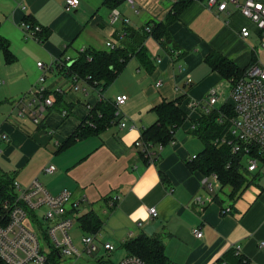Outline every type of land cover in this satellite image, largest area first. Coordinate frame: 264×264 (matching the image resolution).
<instances>
[{"label": "crops", "instance_id": "obj_1", "mask_svg": "<svg viewBox=\"0 0 264 264\" xmlns=\"http://www.w3.org/2000/svg\"><path fill=\"white\" fill-rule=\"evenodd\" d=\"M132 1L79 0L66 10L64 0H0V38L7 44V52L0 51V134L8 137L0 140V180L6 175L25 187L36 178L51 194L65 188L79 200L77 228L72 225L70 234L79 247L81 236L91 234L97 249L76 260L68 257L67 264H113L129 253L126 242L142 234L156 237L172 264H214L234 246L246 264H264V175L251 173L231 199L219 181L209 189L204 178L210 173L190 167L192 155L204 147L191 127L209 113L207 94L216 89L218 105L228 99L230 87L206 57L220 53L242 70L264 61L256 51L260 35L254 23L231 0L224 9L191 0L176 20L153 34L146 26L164 23L178 0ZM22 21L40 26L38 39L25 36ZM243 26L247 36L240 32ZM106 41L121 46L127 57L103 90L89 76L57 64H72L84 49L109 51ZM40 75L43 93L53 103L35 123L28 109L18 110ZM119 94L127 96L119 105L121 116L96 133L66 142L96 103L114 101ZM163 101H180L186 117L170 142L151 145L155 158L148 161L136 141L157 120L154 107ZM121 117L125 126L119 124ZM48 163L55 165L53 173L43 171ZM226 206L230 209L223 212ZM150 207L156 208L154 218ZM88 212L100 219L93 232L78 220ZM156 220L148 234L144 227ZM103 242L112 250H105Z\"/></svg>", "mask_w": 264, "mask_h": 264}, {"label": "built area", "instance_id": "obj_2", "mask_svg": "<svg viewBox=\"0 0 264 264\" xmlns=\"http://www.w3.org/2000/svg\"><path fill=\"white\" fill-rule=\"evenodd\" d=\"M236 2L241 13L249 18L255 25L260 35V45L264 50V2L260 0H243ZM132 3V0H128ZM79 3V0H64V8L72 10ZM208 7L216 5L218 9H224L226 0H206ZM259 5V7H257ZM115 16L114 18H116ZM26 37L38 39L40 26L21 22ZM150 30V26H146ZM242 36L249 34L247 26L240 29ZM106 45L114 48L111 41H106ZM66 61L58 60L57 64L64 66ZM37 65L43 67L41 61ZM44 75L38 78L39 85L31 90L29 99L23 101L18 113L23 114L28 109L32 115V120L37 123L43 116L48 106H51L53 99L43 93L42 82ZM156 84H160L157 81ZM228 99L224 100L222 107L218 101L217 90L212 88L205 100L206 111L216 109L219 114L218 121L226 122L227 131L221 136L213 139V143H227L230 151L234 154H241L246 172H258L259 160H264V61L255 60L250 63L237 77L229 79ZM127 99L126 94H119L114 98L116 113L121 116L119 105ZM195 105L196 102H191ZM225 110V111H224ZM121 126L126 125L124 117L119 121ZM194 127V124L191 128ZM7 135L0 134V140L6 139ZM148 161H153L155 154L151 152L150 143L136 141ZM159 147H162L159 144ZM195 154L191 158H194ZM55 165L48 163L43 167L45 173H53ZM211 177L212 180H209ZM212 181L217 182V174L211 172L205 176L204 182L209 189L212 188ZM12 201H4L0 210V260L6 264H46L49 254L56 252L59 262L61 257L66 256L76 259L83 252H91L97 249L94 237L91 234L81 236V246L76 245L70 234L75 216V210L79 205V200L72 199L71 192L62 189L56 194H51L44 185L33 179L27 186L21 187L17 180H13ZM226 206L223 212L229 211ZM149 214L154 218L157 214L155 207L148 208ZM193 232L201 235V231L195 227ZM263 243V242H262ZM105 250H112L113 245L109 242L102 244ZM236 252L239 246H234ZM113 264H149L137 254H126Z\"/></svg>", "mask_w": 264, "mask_h": 264}, {"label": "trees", "instance_id": "obj_3", "mask_svg": "<svg viewBox=\"0 0 264 264\" xmlns=\"http://www.w3.org/2000/svg\"><path fill=\"white\" fill-rule=\"evenodd\" d=\"M190 1L178 0L175 2L171 12L166 15L164 23H155L150 26V30L153 28V34L157 27H166L168 23L176 20ZM6 48V42L0 38V51L7 52ZM126 57L127 53L121 46L111 48L109 51L84 49L79 52L77 59L72 64L66 63L60 69L81 77L89 76V82L103 90L122 67ZM206 61L212 69L228 79L237 77L243 72L231 60L217 52H210ZM56 99L58 100L57 96ZM179 103L180 101H163L155 106L157 120L141 131L139 140L151 145L155 143L163 145L170 142L173 139L174 130L186 117ZM117 116L114 101L100 100L91 108L88 116L79 123L75 131L66 138V142L98 132ZM218 117L216 109H212L209 113L203 114L191 128L203 141L204 147L192 158L190 167L200 169L205 174L216 173L220 186H228L227 195L231 199H235L247 185L249 179L245 166L241 162L243 161L241 154L232 153L230 145L227 143H213L214 138L227 131L226 122H219ZM12 183V177L2 176L0 180V210H2L1 205L4 201H12L14 193ZM78 220L88 232H93L100 226V219L92 212L83 214ZM125 247L128 249V254H137L149 264H172L165 256L162 244L154 236L142 234L128 240ZM227 253L220 256L214 264H246V257L240 252H236L235 247H231ZM58 262L59 258L56 252L52 251L46 264H57ZM0 264L6 263L0 260Z\"/></svg>", "mask_w": 264, "mask_h": 264}, {"label": "rangeland", "instance_id": "obj_4", "mask_svg": "<svg viewBox=\"0 0 264 264\" xmlns=\"http://www.w3.org/2000/svg\"><path fill=\"white\" fill-rule=\"evenodd\" d=\"M256 51L258 52V54H259V56L262 58V59H264V51H263V49H262V47L258 44L257 46H256ZM200 142V141H199ZM201 143V142H200ZM199 143V144H200ZM202 144V143H201ZM258 165H259V169H258V174L256 175V177L258 178L259 176H263L264 175V160H259L258 161ZM260 172V173H259ZM247 177H248V179L249 178H251L250 177V175H251V173H248L247 172ZM262 180H264V178L262 179ZM258 181V180H257ZM228 186H224L223 187V191H225V192H223V193H226L227 191H228ZM73 227L74 228H77V221H74V224H73ZM77 230V229H76ZM74 235V234H73ZM76 235H80V233L78 234H76ZM75 239V238H74ZM67 259H68V257H66V256H62L61 257V262H63L64 264H67ZM76 260V259H75ZM90 260H92V259H90ZM87 262V261H86ZM89 262V261H88ZM78 263L79 264H88V263H84V262H82L81 260H79L78 261ZM58 264V263H57ZM89 264H93L91 261L89 262Z\"/></svg>", "mask_w": 264, "mask_h": 264}, {"label": "water", "instance_id": "obj_5", "mask_svg": "<svg viewBox=\"0 0 264 264\" xmlns=\"http://www.w3.org/2000/svg\"><path fill=\"white\" fill-rule=\"evenodd\" d=\"M159 224V220H156L150 224H147L145 227H144V230L148 233V234H151L152 231L157 227V225Z\"/></svg>", "mask_w": 264, "mask_h": 264}, {"label": "snow or ice", "instance_id": "obj_6", "mask_svg": "<svg viewBox=\"0 0 264 264\" xmlns=\"http://www.w3.org/2000/svg\"><path fill=\"white\" fill-rule=\"evenodd\" d=\"M257 7H259V5H257Z\"/></svg>", "mask_w": 264, "mask_h": 264}]
</instances>
